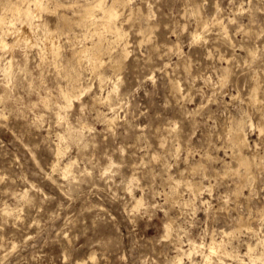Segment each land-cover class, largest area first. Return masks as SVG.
Here are the masks:
<instances>
[{
	"label": "rangeland",
	"instance_id": "374dc122",
	"mask_svg": "<svg viewBox=\"0 0 264 264\" xmlns=\"http://www.w3.org/2000/svg\"><path fill=\"white\" fill-rule=\"evenodd\" d=\"M57 7L38 10L35 43L0 45V264H176L180 249L182 264H208L212 235L237 251L211 263L264 264L248 248L264 234V0H124V37L107 32L97 70L82 56L71 106L62 67L92 40L61 23L79 6ZM240 118L253 181L224 168Z\"/></svg>",
	"mask_w": 264,
	"mask_h": 264
},
{
	"label": "bare ground",
	"instance_id": "6f19581e",
	"mask_svg": "<svg viewBox=\"0 0 264 264\" xmlns=\"http://www.w3.org/2000/svg\"><path fill=\"white\" fill-rule=\"evenodd\" d=\"M51 1H48V0H0L2 7H3V12L0 15V23H1L0 45L3 48L10 46V41L8 40V35L11 33H14L18 37V39H20V41L22 39V40H26L27 43H30V41H32V39L30 38L31 32L29 31L30 29H28V27H29V25H32L35 22L34 20L37 19L36 16L38 15V10L39 11L40 10H49V11H53V12L55 11L57 13V10H58L57 6H59V5H62V6L71 5V6H75V8H76V6H79L80 7L79 10L75 9L76 11H78V12L75 11V13L79 14V17L71 16L66 12H62L61 16H60V20H61V23H63V25L73 27L74 24L77 23L78 25L82 26L85 30L84 34H83L84 40L86 38H90V40H92L91 43L84 41L83 44H81L82 45L81 48L77 49L75 51V53H76L75 57H77V59H76L77 65L76 64L74 65L73 63H71V61H69L66 65L64 64V66L62 67V70H64L68 76L73 78V81L71 80L72 82L70 83V87H67V88L64 87V89L62 88L63 89L62 90L63 97L66 98V100H67V102L65 101V103L67 106H71V105H73L75 98L82 95V93L80 94V92H83L85 89L84 85L80 82L82 71L78 67V64H81L82 56L85 55L87 61L91 65V68L94 70H97L98 67L100 65H102L104 62V57L102 56V54L105 51H107V49L109 48V45H110V43L106 41V40H108L107 35L109 34L107 32L108 31L114 32L115 37H116L114 41L117 43H119V41L124 37V32L122 31L121 27L116 22V20L119 16L118 6L121 3H123L124 0H113L111 4L107 3V0H90V1H86V2H80V1L75 2V1H73L74 3H67V1L64 2V0L63 1L55 0V2L52 1L56 4L54 8H52L51 5L49 4V2H51ZM219 18L220 17H216V19H219ZM201 33L202 32H199L195 36L200 37ZM49 37H51V36L49 35L46 38L48 39ZM46 38H45V40H46ZM34 41H32V42H34ZM46 41L50 42V45H51L50 48H51V51L53 52V54L59 55L61 53L60 49H59V44L57 43V41H55L54 39H50V40H46ZM109 41H110V39H109ZM78 48H79V46H78ZM0 58H1V56H0ZM116 60H118V59L116 58ZM72 62H73V60H72ZM8 65L9 66L12 65V60L9 61ZM60 69H61V67H60ZM226 69H227L226 71L229 72V69L228 68H226ZM101 78L103 79V77H101ZM176 87L179 88L178 86H176ZM258 88H259V85H255L253 87V95L252 96L254 97L255 100H257L259 98ZM96 99L101 100L102 97L99 95L96 97ZM104 99H105V97H104ZM102 114L101 115L105 117L104 120H107L110 122L115 120V117L109 116L107 113L102 112ZM263 119H264V116H263ZM249 122H250V120H249ZM249 122H248V124H249ZM244 124H245L244 119H242V118L238 119L237 127H234L233 134L231 136V144H232V147L234 149L233 152L235 153L236 158H237V166L234 167L233 165L230 164V161L229 162L226 161V162H224V168H225V172H227L228 170H236V172L240 173L242 175V177H246V178H248L247 180L251 179L253 181L256 176H255L254 172L252 171L251 165L254 162V160L257 159V156L256 155L249 156V155L244 153L243 146H245L249 143L248 135L246 133H244ZM260 129H261V131H263L264 126L261 125ZM60 165H61L60 160H59V158H57L56 162L53 164L52 169L57 170V169H59ZM201 165H202L201 163H195L192 166L191 170H197L201 167ZM241 166L246 167L245 171L241 170ZM201 172H203V171H201ZM188 186L191 187L190 189H192L193 191H201L203 189L204 184L200 180L198 181L196 179L195 180L190 179V180H188ZM241 187H243V186H241ZM138 203H137V205H138ZM9 210H11V209H9ZM260 211H261L260 213L264 217V207H262ZM240 219H241V221H243L244 217L241 215ZM167 229H168V233H170L171 223L167 224ZM223 231H224L225 235H230L233 232L232 230L231 231L223 230ZM258 236H259V238L256 239L257 240L256 243H253V242L248 243V248H249V251H252V250L260 247L259 258L264 259V234H262L261 236L260 235H258ZM209 247H210V254L207 255L208 258H206L207 261L209 262L208 264L211 263L212 254L221 255L220 253L222 252L224 254L236 255V251H237L234 249L229 250L228 248L224 247L223 242L218 240L215 237V235H212V241L210 242ZM180 250H182V251H180V253L175 256L176 264H182V260H183L182 255L187 252L183 249H180ZM92 258L94 259V257H92ZM238 259H239V257H238ZM239 260L242 262V264H247L245 262V259H243L242 257ZM211 264H213V263H211Z\"/></svg>",
	"mask_w": 264,
	"mask_h": 264
}]
</instances>
